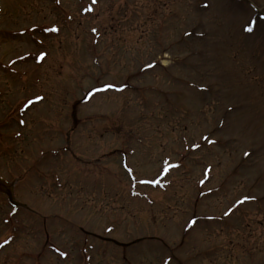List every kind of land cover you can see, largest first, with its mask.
I'll list each match as a JSON object with an SVG mask.
<instances>
[{
	"label": "rangeland",
	"instance_id": "obj_1",
	"mask_svg": "<svg viewBox=\"0 0 264 264\" xmlns=\"http://www.w3.org/2000/svg\"><path fill=\"white\" fill-rule=\"evenodd\" d=\"M91 2L2 0L0 90L16 89L23 72L40 83L10 88L0 109L39 87L52 97L54 79L62 97L93 101L77 107V124L64 119L68 159L84 163L61 165V190L31 188L30 208L55 215L12 216L0 195V244L9 242L0 264H264V0H94L95 12L81 14ZM54 25L60 33L46 32ZM41 51L48 58L35 63ZM105 84L122 89H93ZM42 132L31 131V148L51 144ZM10 133L0 129L3 173L30 153ZM130 149L132 179L123 172ZM164 157L183 165L168 189L148 184ZM241 197L253 201L223 215Z\"/></svg>",
	"mask_w": 264,
	"mask_h": 264
},
{
	"label": "bare ground",
	"instance_id": "obj_2",
	"mask_svg": "<svg viewBox=\"0 0 264 264\" xmlns=\"http://www.w3.org/2000/svg\"><path fill=\"white\" fill-rule=\"evenodd\" d=\"M95 12V11H94ZM166 56V59H171V57H170V55H168V54H166L165 55ZM166 59H164L163 60V64L165 65V66H170V60H166Z\"/></svg>",
	"mask_w": 264,
	"mask_h": 264
},
{
	"label": "snow or ice",
	"instance_id": "obj_3",
	"mask_svg": "<svg viewBox=\"0 0 264 264\" xmlns=\"http://www.w3.org/2000/svg\"><path fill=\"white\" fill-rule=\"evenodd\" d=\"M93 2H94V0H93ZM55 30H56V29H53V31H55ZM247 30H248V31H251L252 29H251V28H248Z\"/></svg>",
	"mask_w": 264,
	"mask_h": 264
}]
</instances>
